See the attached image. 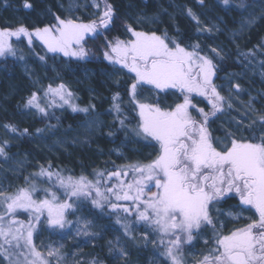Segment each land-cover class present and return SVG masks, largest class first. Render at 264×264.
<instances>
[{"label": "snow or ice", "instance_id": "snow-or-ice-1", "mask_svg": "<svg viewBox=\"0 0 264 264\" xmlns=\"http://www.w3.org/2000/svg\"><path fill=\"white\" fill-rule=\"evenodd\" d=\"M199 3L203 5L204 0ZM223 3L228 5L229 0ZM24 7L32 5L25 0ZM91 7L96 10L95 18L87 23L78 17L54 15V22L43 27L29 29L19 25L0 29V57H17L12 38L23 37L30 47L39 41L46 50L44 56H39L41 61L46 60L48 53L52 59L62 54L77 61L88 60L87 41L111 30L119 18L110 0H91ZM187 14L200 23L191 9ZM137 23L141 21L138 19ZM124 31L127 38L105 37L103 45V59L113 68L112 73L106 74L128 76L123 85L119 78L113 81L117 88L124 87L128 99L125 101L119 91L115 92L111 111L116 113L118 130L126 138L147 142L155 149L154 158L115 171H97L95 180L84 175L65 176L60 170H53L51 164L41 165L37 172L24 178V186L14 191L0 190V258L7 264H51L34 243V233L74 227L67 219L69 211L74 213L78 203L90 199L94 207L103 210L107 206L116 214V223L124 235L134 239L130 235L134 223L158 234L160 244L165 246L162 254L172 264H187L181 246L191 244L209 227L211 239L204 240L208 251L195 264H264V113H256V119L247 125L242 120L235 121L232 128L222 129V136L214 135L211 125L232 109L231 91L239 94L243 91L241 86L233 84L229 96L222 95L221 86L214 82L218 66L213 58L202 54L199 43L184 44L179 32L177 36H170L166 30L157 34L138 30L127 22ZM211 51L217 58H224L220 50ZM240 55L248 60L255 53L249 50ZM44 95L53 98L49 106L58 98L60 106L69 105L73 112L87 114L95 108H80L72 103L73 94L63 83L56 87L49 84ZM169 95L178 96V101L165 103ZM197 98H203L207 111L198 106ZM125 105L134 114L135 124L131 127ZM24 107H34L47 115L35 92ZM248 108L253 111L251 101ZM227 123L233 125L232 120ZM256 125L260 127L259 134ZM4 127L13 134H28V129ZM36 131L42 133L44 129ZM7 145V140L0 143V156H7ZM129 173L132 179H123ZM112 178L118 183L109 185ZM226 198H238L233 206L237 211L227 213L230 220L248 221L227 233L219 220L225 213L217 207ZM120 201L130 202L131 206ZM121 212L126 215L121 217ZM246 212L250 213L247 217ZM20 215L26 219H20ZM88 227L85 221L76 228V235H90ZM164 237H168L167 244ZM143 238L147 242V232ZM117 250L120 257L128 255L124 248ZM47 256H60V250L49 247Z\"/></svg>", "mask_w": 264, "mask_h": 264}, {"label": "trees", "instance_id": "trees-1", "mask_svg": "<svg viewBox=\"0 0 264 264\" xmlns=\"http://www.w3.org/2000/svg\"><path fill=\"white\" fill-rule=\"evenodd\" d=\"M258 1L229 0V4L224 5L223 0H204L203 5H201L199 0H110V3L116 8V14L119 18L115 21L111 30L104 32V35L87 41L85 47L89 50L90 57L86 61L63 57L62 54L52 59L51 53L47 54L45 61H41L39 56H44L46 50L40 45L39 41H34V44L30 47L26 38H12L13 46L17 50V57H0V143L5 140L8 141L7 156H27L32 161L29 170L33 173L37 172L41 165L47 167L51 164L53 170H60L65 176L79 177L84 175L90 180L96 179L95 172L97 171H115L118 168L135 163L133 158L132 162L127 163L123 159H112L108 156L110 151L121 148L125 142H128L127 139L131 136L126 138L125 133L118 130L119 123L116 119V113L111 111V97L115 92L119 91L125 101L128 97L124 87L117 88L109 80L111 75L106 74L112 73L113 68L103 59L105 37L109 40L117 36L125 39L127 38L124 31L125 22L137 28L131 17L138 14L143 16L153 15L162 9L170 11L174 6H177L180 8L181 13L175 18L170 19L165 14L161 18V23L155 28L137 29L157 31V34H162L166 30L170 36H177V32H179L184 44L199 43L203 50L202 54L213 58L218 66L214 82L221 86V94L225 96L222 91L225 77L237 74L246 67L264 62V47H261V45H264V17L237 44L230 46L225 44L227 58L221 60L211 51L215 44L214 38L200 30L196 21L187 14L188 9H191L193 14L195 12L205 11L209 13L211 11L213 15L222 17L227 26L235 29L236 26L231 21H239L245 9L253 3H258ZM27 2L32 5L31 8L24 7L25 0H0V29H15L19 25H24L29 29L35 26L43 27L45 24L54 22V15L63 18L60 6L65 4L66 0H27ZM262 2L264 3V0ZM3 3H8V6L3 7ZM224 10L228 12L225 13ZM80 20L85 23L90 21L84 16ZM249 50H252L255 56L245 60L240 54L247 53ZM19 56H23L24 59H19ZM21 61L30 64L33 68L31 79L21 74ZM119 79L123 85V82L128 80V76L121 75ZM60 83L66 85L68 91L73 94L72 103L80 108L89 107L90 105H95V108L87 114L73 112L69 105L60 106L62 102L58 98H56L54 105L49 106L53 98L50 95L45 96L44 90L49 84L56 87ZM33 92L37 93L39 103L41 107L46 108L47 115L39 113L34 107H24L25 102ZM172 96H167L165 103L171 104L173 101H178V96H175L176 98H172ZM195 102L198 103L199 107L208 110L203 98H197ZM124 107L129 114V119L132 121L129 125L131 127L135 124L134 114L130 112L126 105ZM29 113L34 114L32 119L26 118L25 115ZM95 115H101L105 119V126L103 133L95 138L90 146L69 148L68 152H59L51 157L38 148L37 138L40 133L36 131L37 129H44V131L48 129L54 131L58 136L70 135ZM238 115L232 107V109L226 110V113L221 115L218 121L227 122L233 119V116ZM5 125H13L21 131L28 129V134L24 136L19 133L13 134L4 127ZM255 128L257 134H259V125H256ZM244 134L249 135V132ZM138 148L143 149L142 151L149 149L142 144H139ZM124 152L129 156L130 151L127 148L124 149ZM5 157L0 156V161ZM151 158L145 159L143 162H148ZM123 179L131 180L132 174L129 173L128 177ZM11 181V191L24 186L21 180L15 181L12 179ZM116 183H118L116 178L108 181L109 185ZM44 186H47V184ZM119 203L131 206L130 202L127 201H120ZM80 205L90 218L101 219L105 223H116V214L111 213V209L107 206L103 210L96 208L91 204L90 199ZM75 213L76 208L74 213L69 211L67 219L72 221ZM120 214L122 217L126 215L122 212ZM19 218L26 219V216L20 215ZM128 219L132 221L133 217H128ZM50 231L59 232L61 230ZM165 244L167 243L165 242ZM161 246L164 252L165 246L163 244ZM162 253L160 255L166 258ZM166 259L172 264L168 257Z\"/></svg>", "mask_w": 264, "mask_h": 264}, {"label": "rangeland", "instance_id": "rangeland-1", "mask_svg": "<svg viewBox=\"0 0 264 264\" xmlns=\"http://www.w3.org/2000/svg\"><path fill=\"white\" fill-rule=\"evenodd\" d=\"M2 6L7 7L8 3H3ZM70 8L73 11L70 12ZM60 9L63 12V17L72 16L81 19L84 16L90 20L95 18L94 13L96 10L91 7V0H66L65 4L60 6ZM224 12L227 13L228 11L224 10ZM180 13V8L174 6L170 11L162 9L153 15L143 16L138 14L131 17V20L137 28L144 29L148 27L153 29L161 23L163 15L167 14L168 18L173 19ZM182 14L184 15V13ZM194 15L199 19L200 23L197 25L200 30L214 38L213 48L220 50L223 57L227 58L225 44L229 46L237 44L259 23L264 17V3L262 0L253 3L245 9L239 21H231L236 26L235 29H231L222 17L213 15L211 11L209 13L205 11L195 12ZM138 19L141 21L139 24L137 23ZM209 29L211 31H208ZM20 70L23 76L28 79L32 78L33 68L30 64L21 61ZM117 78L119 77L110 76L109 80L113 82ZM233 84H239L243 89L239 94L235 90L231 91L233 107L239 115L233 116V119H231L233 125L223 121H215L211 127L216 136H222V129L232 128L235 121L242 120L247 125L256 118V113H264V63L246 67L237 74L225 77L222 87L225 96H229ZM172 98L176 97L172 96ZM249 101H251L253 111H249ZM25 116L32 119L34 114L29 113ZM104 126L105 119L101 115H95L70 135L58 136L54 131L47 129L38 135L37 146L49 157L57 155L59 152H68L69 148H84L90 146L95 138L103 133ZM127 141L121 148L110 151L108 156L112 159H123L127 163L132 162V158L135 163L143 162L151 157L154 158L155 149L147 142L137 141L132 136ZM139 144L146 145L149 149L142 151L143 149L138 148ZM125 148L130 151V157L125 154ZM31 166L32 161L27 156L8 155L3 158L0 161V190L11 191L12 179L15 181L21 180L25 184L24 178L33 173L29 170ZM77 221L80 223L77 224ZM85 221L89 224L87 230L90 235H76V228L82 227ZM72 222L75 226L63 231L44 230L38 234L34 233V243L45 258L51 261V264H58V262L59 264H93V261L98 262V264H171L167 261V257L163 258L160 255L163 252L162 246L159 244V238L161 237L141 224H133L130 233L131 237H134L132 239L124 235L119 224L115 222L105 223L101 219L90 218L79 203ZM145 232L148 233L147 242L143 238ZM164 238L167 239V237ZM117 240H119V243H117ZM154 240L156 241L155 244L152 243ZM165 242L167 243V241ZM49 247L52 249L58 248L60 256L48 257ZM119 248H124L128 255L120 257L117 250ZM0 264H7V262L0 258Z\"/></svg>", "mask_w": 264, "mask_h": 264}, {"label": "flooded vegetation", "instance_id": "flooded-vegetation-1", "mask_svg": "<svg viewBox=\"0 0 264 264\" xmlns=\"http://www.w3.org/2000/svg\"><path fill=\"white\" fill-rule=\"evenodd\" d=\"M222 118V117H221ZM238 203V198H226V200L218 205V209L220 212L225 213V215H222L219 217V220L222 221L225 225L223 231L227 233L229 230L236 228V227H242L245 223H247V220H241L239 222L231 221L230 218L227 216V213L230 211H237L233 206ZM254 211V210H253ZM213 216H216V210H213ZM245 217L249 216L250 213H244ZM211 233L212 229L211 227L207 228L205 230V234L197 237L192 241L191 244H184L181 246L182 252H183V259L187 262V264H195L196 260H199L202 258V255L205 254L208 251L209 245H206L204 243L205 239H211ZM164 241H168L164 238Z\"/></svg>", "mask_w": 264, "mask_h": 264}]
</instances>
